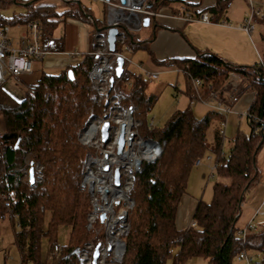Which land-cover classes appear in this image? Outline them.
Here are the masks:
<instances>
[{"label":"trees","instance_id":"obj_1","mask_svg":"<svg viewBox=\"0 0 264 264\" xmlns=\"http://www.w3.org/2000/svg\"><path fill=\"white\" fill-rule=\"evenodd\" d=\"M232 1L216 0L207 11L222 13ZM6 2L23 4L26 11L12 20L0 17V25L38 21L43 45L53 53L68 52L65 39L53 36L62 21L77 20L89 26L91 34L103 25L89 10L74 4L59 8L41 0H0L4 5ZM173 3L192 7L182 0H150L146 9L153 13L168 9L177 14L171 9ZM253 22L264 24V15L254 17ZM125 40L132 52L146 45L129 32ZM95 61L94 56L86 54L81 62L57 74L40 72L33 83H25L26 93L21 101L0 88V195L10 203L7 209L0 201V217H6L13 228L19 264H45L48 257L57 264H79L77 253L92 235L86 229L90 198L81 187L89 150L79 143L78 134L91 116L100 117L107 107L96 103L97 94L87 77ZM170 64L183 76V94L188 101L195 93L193 79L201 82L199 93L203 98L210 91L223 97L229 73L245 80L253 92L245 116L249 133L237 131L227 154L222 155L218 122L221 117L208 112L198 119L189 105L175 110L160 129L150 128L146 117L156 97L145 93L144 78L126 68L121 79H114L119 103L134 106L132 117L139 122V136L164 143L154 162L142 163L127 192L134 206L122 264H166L169 260L172 264H185L196 258L208 264H234L242 251L258 252L260 260L256 264H264V224L256 230L247 227L243 240L237 236L236 225L245 196L258 183L257 156L264 144V65L258 62L240 66L212 53H198L193 59H172ZM114 92L110 91V95ZM214 118L218 124L212 143L208 144L206 131ZM206 153L214 155L218 163L211 201L199 200L193 213L194 227L178 230L175 218L179 201L186 192L191 169ZM25 157L32 165L43 167L41 182L30 185L20 179L19 169ZM63 226L69 228L68 242L59 246L57 231ZM43 240L47 243L45 257L41 255ZM173 248H177L175 253Z\"/></svg>","mask_w":264,"mask_h":264},{"label":"built area","instance_id":"obj_2","mask_svg":"<svg viewBox=\"0 0 264 264\" xmlns=\"http://www.w3.org/2000/svg\"><path fill=\"white\" fill-rule=\"evenodd\" d=\"M56 5H77L79 8H84L81 0H44ZM91 2H99L103 5L105 16L103 25L94 30L92 35V51L88 52L89 55L95 57V63L92 65L88 72V79L94 88L97 97L96 103H103L106 109L100 117L92 116L85 123L78 135V141L81 145L89 151L85 157V172L81 181V186L86 189L90 197V209L87 216L86 229L92 233L98 234L101 232L97 240L85 244L80 250L79 262L80 264H122L123 256L125 253V237L129 231L128 217L129 212L133 207L132 202L127 197V191L133 183V175L141 171L143 162L152 163L162 153L164 143H157L152 140H144L138 134L139 122L133 119L132 112L134 106L130 103L128 106H122L114 92V85L110 83L112 78L115 79L116 59L123 60V72L130 65H133L132 60L127 56L131 54V49L127 46L125 34L137 33L143 26L145 18L156 17L158 13L150 12L146 9V4L150 0H87ZM254 1L249 0V14L244 20V23L239 27L241 30L250 35L254 29V17H261V8L255 10ZM183 19L189 22H200L210 24L207 13H203L198 17H194L190 13H184ZM224 27H229V23L222 21L219 23ZM110 28H116L117 34L115 36L114 51L110 52L107 43V34ZM15 30V35L12 34ZM54 54L45 49L42 42V27L38 21H29L25 24L16 23L14 25H0V86H2L7 78L28 76L32 73L33 64L43 63L50 55ZM70 60L76 55V52L63 53ZM74 60V59H73ZM260 65H264L259 61ZM148 79L156 80L157 74H148ZM122 77V76H121ZM121 79V78H119ZM241 78L234 73H229L225 82L224 88L227 91L223 97L218 95V92L210 91L206 98L200 95L201 82L197 79L192 80L194 94L191 95L189 106L201 104L206 108V112H212L221 117L219 122V134L222 141L225 138V129L227 124V116L232 112V106L237 98V89L234 87V82L239 81ZM128 85V84H127ZM129 86V85H128ZM248 86V85H247ZM113 91V95H110ZM247 114V112H246ZM108 122L109 129L107 139L105 142L101 140L102 125ZM124 125V146L122 152L117 154V138L120 133L121 126ZM153 128V122L149 124ZM131 139L130 151L136 156H140L147 148L154 151L155 156L149 160H139L137 164H133L132 160L120 159V156L127 148V139ZM101 157V158H100ZM104 158V159H102ZM117 158V160H116ZM211 162L209 167V175L207 181L212 179L215 175L216 168L218 167L217 158L213 156L207 157ZM212 158L214 161L212 162ZM106 159V161H105ZM116 164L117 166L110 171L108 165ZM200 160H197L195 165H199ZM104 165H106L104 167ZM30 160L28 157L24 158V165L19 169L20 179L29 182L28 168ZM33 166L34 183H39L43 177V167L39 164ZM105 172L113 173L115 170L119 173V186L115 185L112 176L104 174ZM106 168V169H105ZM125 170L127 178L124 182L123 172ZM100 173L98 174L94 173ZM104 175L109 177L105 180L108 185L116 187L123 192V197L114 196L107 188L95 189V185L101 187V184L93 183L88 180L91 179H104ZM101 183V182H100ZM126 187L123 189V184ZM107 190V194L104 193ZM0 201L4 208L9 209L10 203L5 199L4 195H0ZM104 215L103 220L100 216ZM257 216H264V199L260 205L254 210L253 218ZM16 219V215L13 216ZM252 220L242 229H239L237 236L242 240L247 233V227L256 230L252 224ZM195 223L192 222L190 227H194ZM95 235V234H94ZM93 238V237H92ZM236 259L242 264H254V258L247 252H240L237 254ZM49 264H55L51 257L46 260ZM45 262V264H48Z\"/></svg>","mask_w":264,"mask_h":264},{"label":"crops","instance_id":"obj_3","mask_svg":"<svg viewBox=\"0 0 264 264\" xmlns=\"http://www.w3.org/2000/svg\"><path fill=\"white\" fill-rule=\"evenodd\" d=\"M235 1L236 0H233L222 13H208L207 11L215 6L216 0H182V2L186 4H191L192 7L185 8L181 3H173L171 5V9L177 10V14H174L168 9L160 11L154 19L150 20L149 25L146 27L145 37L138 39L146 45L144 48L138 49L130 54L131 57H136V61L133 63L134 68L130 69L129 66L128 70L141 75L144 79H148L147 75L153 73L157 74V79L160 78L161 75L166 74H179L182 76L180 71L170 64V60L183 58L193 59L198 53H212L240 66H252L259 61L264 63V34L261 33L260 30L255 34L254 28L252 33L248 35L239 28L247 18L250 9L248 2L247 6L239 8L231 6V4ZM83 7L90 12L89 7H85L84 5ZM184 13H190L194 17L207 13L212 23L205 24L200 22L185 21L182 17ZM222 21L228 22L229 27L220 25L219 23ZM75 23L79 25V40L77 41L78 48L74 47L75 42L73 41V47L71 49H66L68 52H76L78 54L73 58L74 60H70L63 53H54V57H48L43 63H34L32 73L28 76H23L24 78H31L33 74H36L38 78L40 72L42 71L46 73H48L47 71H52V73L49 74H57L68 66L76 65L81 62L83 55L92 51V42L90 44L91 28L77 21ZM53 36L55 38L63 36L65 39L63 32L58 34L56 33V30L54 31ZM256 44L260 46L259 49L256 47ZM130 59L133 62V59ZM12 78L18 79L14 77ZM13 79L7 78L0 88L16 101H21L25 96L26 88ZM247 85V82L243 79L234 82V87L237 89L238 95L232 106V112L227 116L228 121L226 120V129L229 125L228 122L235 124V122H240V118L242 117H244L245 120L247 109L253 100V92L247 88ZM175 89H177V86H175ZM219 121L220 120L218 118V122ZM0 131H3L1 115ZM263 148L264 144L260 149L258 156ZM262 153L261 158L259 160L257 159L256 163L258 183L256 187L247 194L241 206L240 217L243 213L242 209L245 214L242 225H247L252 220L254 210L264 199V152ZM218 180L225 183L228 182L226 179L218 178ZM197 202L198 201L196 200L192 201L190 209L194 208L193 213ZM258 217L261 219V222L260 225H255V227L260 229L264 224V216H257L253 218L252 222ZM5 219L7 218L3 216L0 217V238L2 233L1 231L3 229V221H5ZM178 223L179 221L176 211L175 224L178 230H186L191 225L189 223L187 224L186 221L183 223L185 229H182L183 225L180 223V227H178ZM242 225L238 228H242ZM248 253L255 257L254 260H256L257 263L259 262L260 254L258 252L249 251ZM196 259L194 261H196L197 264H208L204 259ZM234 264L242 263L238 262L236 259Z\"/></svg>","mask_w":264,"mask_h":264},{"label":"rangeland","instance_id":"obj_4","mask_svg":"<svg viewBox=\"0 0 264 264\" xmlns=\"http://www.w3.org/2000/svg\"><path fill=\"white\" fill-rule=\"evenodd\" d=\"M42 2H46L44 0H41ZM83 5L85 7H89L91 15L95 18L96 21L98 22H103L104 16H105V11L103 8V5L99 2H91L87 0H81ZM254 1V8L257 10L258 8H261V14L264 15V0H253ZM247 2L249 3V0H236L234 3L231 4V6H235V8L247 6ZM34 3H39V1H35ZM59 8H63V5H56ZM26 11V7L23 4H15V3H10L6 2L0 3V17L5 19V20H12L13 17L17 16H22L24 15ZM77 20L73 19H66L65 21H62L59 25L58 28L56 29V33L60 34L63 32L65 35V48L66 49H71L73 47V41L74 47L78 48L77 41L79 40V34H78V28L79 25L75 23ZM78 22V21H77ZM89 27V26H88ZM90 28V27H89ZM88 28V30H89ZM254 28H255V34L257 31H261V33L264 34V24L256 23L254 22ZM142 30V31H141ZM141 30L137 33H133L134 37L136 39H142L145 37V32H146V27L141 28ZM15 30H12V34L15 35ZM91 33V32H90ZM63 37V36H61ZM92 42V35L90 34V44ZM256 47L259 49V45L256 44ZM261 49V48H260ZM128 57L133 59V63L136 61V57H131L129 54H127ZM54 57V55H50L49 58ZM130 69L134 68V64L130 65ZM48 73H52V71H47ZM13 79L12 77H10ZM37 79V75L33 74L31 78H24V77H18V79H13L18 81L22 86L25 87V83H33ZM145 83V92L150 93L156 97V102L153 104L151 111L147 114V120L150 123L151 121L153 122V127L156 129H160L163 127V125L166 123V121L169 119L170 115L175 111V110H181L184 109L187 105H189L188 98L182 94V91H184V79L183 76L177 75V74H166V75H161L160 78L157 80H150V79H144ZM175 86H177V89H175ZM193 114L195 115L196 118H201L205 115L206 113V108L202 106L201 104H196V106H190ZM92 117V116H91ZM240 122H235L230 123L228 122L227 129L225 130V138L223 140V146H222V151L221 154L225 155L227 154L231 140L236 134L237 131H241L244 134L249 133V127L248 124L245 122L244 117L240 118ZM227 120V119H226ZM228 121V120H227ZM217 119L214 118L211 122V125L208 127L206 131V141L208 144L212 143L213 140V130L216 126ZM229 129V130H228ZM79 135V134H78ZM264 148L261 150L258 160L261 158V154ZM213 156L211 153H206L203 158L200 159V164L195 165L191 171L190 175L188 178L187 182V187H186V192L183 194L181 197L179 204H178V210H177V217H178V227H180V223L183 225L184 222L187 221V224H191L192 222V215H193V209L191 208L192 201L196 200H202L204 202H210L212 198V185L214 182L217 180L216 175L210 180L207 181V176L209 175V167L211 165V162L208 160L207 157ZM29 158V157H28ZM101 158V157H100ZM214 158H212V162L214 161ZM104 159V158H102ZM106 161V159H105ZM108 165V164H107ZM106 165H104L105 167ZM117 165L112 164L108 165V170L110 171L114 169ZM123 172L124 176V182L125 179L127 178V173H125L124 168L120 169ZM101 171L104 174H110L112 176V183L114 182V176L113 173L111 172H105L104 168H101ZM95 174H98L100 176V173H97L94 171ZM123 184V189L126 187L125 183ZM82 187V186H81ZM83 188V187H82ZM131 188V187H130ZM130 190V189H129ZM128 190V191H129ZM127 191V192H128ZM88 194V192H87ZM89 196V195H88ZM247 196V195H246ZM245 196V198H246ZM128 197V196H127ZM90 198V197H89ZM128 199H130L128 197ZM132 202L133 206L134 203ZM90 203V202H89ZM133 208V207H132ZM192 210V212H191ZM132 209L130 210V212ZM129 212V216H130ZM242 216L239 218L237 221V227H240L242 223L244 222L245 214L244 210L242 209ZM14 218V217H13ZM87 219V217H86ZM261 219L258 217L256 218L252 224L255 225H260ZM87 223V221H86ZM128 223H129V217H128ZM3 229L1 233V238H0V264H19V256L17 253V250L15 249L13 245V240H12V234H13V228L8 221V219H5L3 221ZM246 224H243L241 227L244 228ZM239 228V229H242ZM184 225H183V228ZM257 229V228H256ZM187 230V229H186ZM129 232V231H128ZM68 233H69V228L66 226L60 227L57 231V244L59 246H66L68 242ZM95 234V235H94ZM101 235V232L98 234L92 233V235L89 238V242L91 241H96L97 237ZM93 237V238H92ZM125 241V239H124ZM82 249V248H81ZM80 249V250H81ZM80 250L77 253L78 260L80 256ZM177 251V248L172 249V253H175ZM47 254V243L45 240L42 241V246H41V255L45 257ZM255 259V257L253 256ZM195 259H191V261H187L185 264H197ZM197 260V259H196ZM53 261V260H52ZM47 262V261H46ZM54 262V261H53ZM48 263V262H47ZM57 264V262H54ZM254 264L257 263L256 260L253 261ZM49 264V263H48ZM80 264V262H79ZM166 264H172L171 261L169 260Z\"/></svg>","mask_w":264,"mask_h":264},{"label":"water","instance_id":"obj_5","mask_svg":"<svg viewBox=\"0 0 264 264\" xmlns=\"http://www.w3.org/2000/svg\"><path fill=\"white\" fill-rule=\"evenodd\" d=\"M149 22H150L149 18H145L143 20V27H147L149 25ZM116 34H117L116 28H110L108 30L107 43H108V47H109L110 52L114 51ZM122 66H123V60L121 58H117L116 59V67H115V76H114L115 79L121 78L122 73H123ZM67 75H68L69 79L72 80L73 77H72L71 71H68ZM113 81H114V78H112L110 80V83L112 84ZM108 129H109V124H108V122H105L101 128V140L103 142H105L107 139ZM123 146H124V125L121 126L120 133H119L118 138H117V150H116L117 154H120L122 152ZM28 179H29V184L33 185L34 184V177H33L32 163H30V166L28 168ZM114 179H115V182H114L115 185L119 186V173L117 170H115V172H114ZM104 193L107 194L108 193L107 190H104ZM103 218H104V215H101L100 219L103 220Z\"/></svg>","mask_w":264,"mask_h":264},{"label":"bare ground","instance_id":"obj_6","mask_svg":"<svg viewBox=\"0 0 264 264\" xmlns=\"http://www.w3.org/2000/svg\"><path fill=\"white\" fill-rule=\"evenodd\" d=\"M126 143L128 144L127 148L125 149V152H123V154L120 156V159L132 160V163L135 165V164H137V162L139 160L149 161L155 156L154 151L151 150L150 148H147L144 152H141L140 156H136L135 154L131 153V151H130L131 139L128 138ZM116 160H117V158H116ZM88 180L89 181L91 180V182L93 181L94 184L95 183L101 184V187H98L97 185H95V187H94L95 189L102 190L105 187L114 196L123 197V192L121 190H119L116 187H113L111 185H108V183L106 181L109 180V177L106 175H104V179H101V181H99L98 179H91V176L88 177Z\"/></svg>","mask_w":264,"mask_h":264}]
</instances>
